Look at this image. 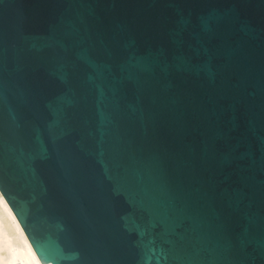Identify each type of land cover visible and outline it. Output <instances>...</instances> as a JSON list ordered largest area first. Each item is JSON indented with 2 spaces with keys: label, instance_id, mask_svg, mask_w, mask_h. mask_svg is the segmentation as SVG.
Instances as JSON below:
<instances>
[{
  "label": "water",
  "instance_id": "water-1",
  "mask_svg": "<svg viewBox=\"0 0 264 264\" xmlns=\"http://www.w3.org/2000/svg\"><path fill=\"white\" fill-rule=\"evenodd\" d=\"M0 193L42 264H264V0H0Z\"/></svg>",
  "mask_w": 264,
  "mask_h": 264
},
{
  "label": "bare ground",
  "instance_id": "bare-ground-1",
  "mask_svg": "<svg viewBox=\"0 0 264 264\" xmlns=\"http://www.w3.org/2000/svg\"><path fill=\"white\" fill-rule=\"evenodd\" d=\"M0 264H42L1 193Z\"/></svg>",
  "mask_w": 264,
  "mask_h": 264
}]
</instances>
